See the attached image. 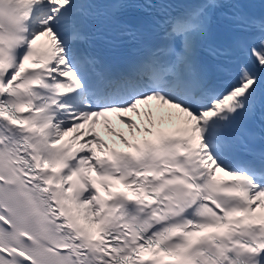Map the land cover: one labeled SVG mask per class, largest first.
Returning a JSON list of instances; mask_svg holds the SVG:
<instances>
[{"label":"snow or ice","instance_id":"1","mask_svg":"<svg viewBox=\"0 0 264 264\" xmlns=\"http://www.w3.org/2000/svg\"><path fill=\"white\" fill-rule=\"evenodd\" d=\"M246 7L0 0V264H264V17ZM98 34L138 47L109 63Z\"/></svg>","mask_w":264,"mask_h":264}]
</instances>
